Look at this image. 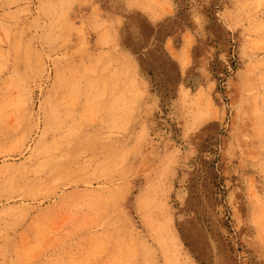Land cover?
Returning <instances> with one entry per match:
<instances>
[{"label":"rangeland","instance_id":"374dc122","mask_svg":"<svg viewBox=\"0 0 264 264\" xmlns=\"http://www.w3.org/2000/svg\"><path fill=\"white\" fill-rule=\"evenodd\" d=\"M0 264H264V0H0Z\"/></svg>","mask_w":264,"mask_h":264}]
</instances>
